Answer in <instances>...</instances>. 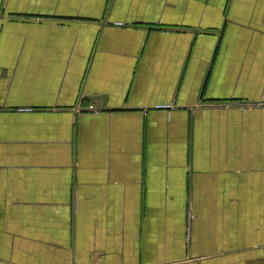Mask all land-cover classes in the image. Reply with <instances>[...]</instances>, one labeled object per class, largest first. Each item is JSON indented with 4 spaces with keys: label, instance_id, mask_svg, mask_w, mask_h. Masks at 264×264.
I'll use <instances>...</instances> for the list:
<instances>
[{
    "label": "crops",
    "instance_id": "0c3cea01",
    "mask_svg": "<svg viewBox=\"0 0 264 264\" xmlns=\"http://www.w3.org/2000/svg\"><path fill=\"white\" fill-rule=\"evenodd\" d=\"M0 264H264V0H0Z\"/></svg>",
    "mask_w": 264,
    "mask_h": 264
},
{
    "label": "built area",
    "instance_id": "2783aa9c",
    "mask_svg": "<svg viewBox=\"0 0 264 264\" xmlns=\"http://www.w3.org/2000/svg\"><path fill=\"white\" fill-rule=\"evenodd\" d=\"M89 109H92L93 110L94 108L92 106H89Z\"/></svg>",
    "mask_w": 264,
    "mask_h": 264
}]
</instances>
